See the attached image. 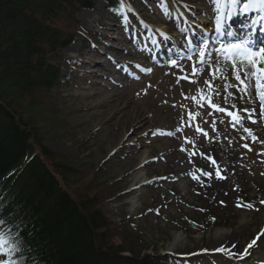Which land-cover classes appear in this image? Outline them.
<instances>
[{"label":"rangeland","instance_id":"1","mask_svg":"<svg viewBox=\"0 0 264 264\" xmlns=\"http://www.w3.org/2000/svg\"><path fill=\"white\" fill-rule=\"evenodd\" d=\"M164 1L170 13L178 10L196 25L206 26L212 20V8L204 0ZM160 5L158 0L131 4L132 13L125 24L120 22L124 36L84 50L83 55L86 42L75 34L74 44L47 62L58 65L66 81L50 91H39L32 105L23 106V112L40 132L42 144L51 150L50 163L73 169L61 175L63 187L76 200L95 201L92 209L105 214L116 243L122 242L136 254H196L185 258V264H213L207 262L218 259V264H237L220 258L221 248L246 264L245 250L250 249L251 258L264 264V235H260L264 232V139L248 118L251 100L246 90L237 86L233 68L218 59L202 68L188 62L181 69L158 66L155 71L153 63L135 58L133 45L125 39L133 35L134 28L141 30V22H149L153 30L166 31L169 23L164 22H172L161 19ZM115 20L113 15L106 16L104 4L95 0L92 11L79 10L73 21L86 30L85 39L91 42L99 33L106 36L101 26L116 27ZM168 28L167 33L172 34L174 26ZM147 65L153 69L150 75L137 80L131 77ZM126 66L131 74L123 72ZM214 68L222 71L213 74ZM104 91L114 97L112 91L122 92L129 101H124L129 115L146 108L149 116L142 118L143 122L128 123L122 132L120 125H114L112 131L120 133L110 136L108 128L101 127V114L87 109ZM179 95L185 102L177 103ZM212 104L226 111H217ZM99 109L106 110V105ZM229 111L238 112L242 121L234 122ZM118 112L121 110L117 116ZM245 129H250L251 135ZM200 159L207 162L198 164ZM188 163L193 167L191 175L182 179L179 172ZM209 168L217 169L218 179L227 180L228 191L221 196L204 193L208 188L201 181ZM237 179L261 201L241 195ZM249 213L256 214L257 222L245 230L242 226ZM258 235V247L249 248ZM203 256L211 258L208 261Z\"/></svg>","mask_w":264,"mask_h":264},{"label":"trees","instance_id":"2","mask_svg":"<svg viewBox=\"0 0 264 264\" xmlns=\"http://www.w3.org/2000/svg\"><path fill=\"white\" fill-rule=\"evenodd\" d=\"M102 1L119 12L120 0ZM94 3L0 0V219L23 240L26 264H170L174 256L136 254L116 243L95 201L76 200L63 187L61 175L73 169L50 163L51 150L23 112L39 91L60 85L58 65L47 62L81 29L68 32L60 20Z\"/></svg>","mask_w":264,"mask_h":264},{"label":"bare ground","instance_id":"3","mask_svg":"<svg viewBox=\"0 0 264 264\" xmlns=\"http://www.w3.org/2000/svg\"><path fill=\"white\" fill-rule=\"evenodd\" d=\"M205 2H209L210 5H213L210 2V0H205ZM115 8H116L115 5H111L110 7H106L104 9L106 16L113 15L112 14L113 9H115ZM76 12H78V11H76ZM75 14H74V18H75ZM213 14H214V11H213ZM256 15H257V13H255V12L241 13L238 11L237 14L232 17L233 18L232 26L230 28H228V31H237V29L242 28L243 31L246 32L248 29L247 26L252 24V21L256 17ZM113 16L116 17L115 15H113ZM160 16H161V19L166 18L164 13H161ZM115 21H117L116 25H115L116 27H114L113 25L101 26L103 31L106 33L105 37H104L103 33H99L98 37H96L95 39H91L92 40L91 42H89L86 39H83V40H85L86 43H85L84 49L82 50V52L80 54L83 55L84 50L86 51L87 49H91L92 47H96V48L98 47L99 48L98 44H104L109 40H111V42H116L117 41L116 37H123L125 34L124 29H123V27H121V25H120L121 23L119 22L117 17H116ZM186 21H187V17L184 15L182 17V20L178 19L176 21V24L169 23L168 27L175 25V28L179 30L180 34L177 35V31L174 30V32L171 35H169L167 33L168 35L161 34L159 37L156 36L155 43L158 45V50L161 52V54H166V52L170 49H172L171 53L174 55L189 52V51H192L194 49V47L189 45V43H191V42L197 43L198 41L195 38H197L200 35V32L198 31V29H196V25H192V27L194 28V29L192 28L193 30L191 28H190V30H187V27H185ZM225 22H227V19L225 20ZM60 23H64V27H67V29L71 28V27H77V25H78L77 23H75L73 20H71L69 18L68 19L62 18L60 20ZM258 26H259V29L260 28L263 29L262 32L259 30L256 34L257 46L260 47V46L264 45V24H258ZM62 27H63V25H62ZM168 27H165L166 30H169ZM160 29L165 30L164 28H160ZM181 31H183V32L187 31L190 33H188L185 37L183 34L181 35ZM85 32H86V30L85 31L81 30V31L74 33V35L77 34V37L82 38V37L87 36L85 34ZM114 32L115 33L117 32L115 34L117 36H113L111 38V34ZM132 32L134 34L138 33L135 28L133 29ZM74 35L72 37V40L75 42L76 37H74ZM212 41H213V39H212ZM74 42L69 47L62 48V50L70 48L74 44ZM93 44L96 46H93ZM183 47H187L186 50H184ZM217 47H218V45H215V44H211L209 46V49L207 50L208 54L204 58V62L197 64V66L199 68H200V66L206 65L207 63H209L210 61H212L214 59H219V61L221 62V64L223 66L230 67L229 64L225 65L222 62L220 54L217 53L216 51H214ZM201 48H202V46H199V49H198L196 56L194 58L200 57L199 53L201 51ZM58 54H59V51L56 53V55H58ZM170 66H171L170 62L167 61L165 63V67L167 69H169ZM238 66L241 67V72H240L241 79L244 80L245 85H247L246 97L249 100H251V109H252L251 120L255 121V123H253L254 124V130H255L257 135L262 136V139H264V127L262 125V121L260 118V108L262 107V104L257 103L254 100V98L258 95V91H256L254 89V86H253L254 78L251 75L246 78L244 75V69H247L249 71V66H247V65H238ZM57 73H58V79L61 80L58 83L66 81L67 76L65 74L61 75L59 70ZM245 85L240 84V81L237 82V86L241 89H244ZM112 92H113V94L116 93L115 94L116 97H114L108 91L98 93L99 95H97V96L95 95L96 97L94 98V103H92L90 105V107L87 109H89L91 111L94 110L93 111L94 114H96V113L101 114V116H100L101 120H102V124H101L102 126L101 127L106 126L108 128V134L112 137H115V136L119 135L120 132H122V130L126 127V125L128 123H130V124L135 123L136 120H141L145 116H149V115H148V111L146 108H143V109H140L139 111H137L135 116L129 115L126 112V106L128 104L127 103L124 104V101L129 102L128 99L120 91H112ZM92 96H94V93L92 94ZM230 99H231V97L229 98V101H230ZM233 99L234 98H232V101H233ZM182 102H185V101L179 95V97L177 98V103L180 104ZM158 103L160 105H162V103L160 101ZM163 103H164L163 105H167V103H165V102H163ZM105 105H106V110L102 111L99 109V107H101V106L103 107ZM120 110H121V112L120 113L118 112L119 116H117V111H120ZM135 110H137V108ZM158 115H159V113H158ZM151 117H153V114L151 115ZM108 120H110V122H108ZM141 122H143V119L141 120ZM169 123H172V121ZM138 124H136V126H138ZM114 125H120L121 126L120 132H113L112 131ZM139 127H141V126H139ZM125 142L128 144L129 139H127ZM168 156H169V154H167V157ZM206 162H207L206 159L198 160V164H201V165H204ZM183 169L184 170L179 172V174H180V176L184 175L181 177H182V179H185L186 177H189L191 175V173L189 171H192L193 167H192L191 163H188V164H186V166ZM216 171L217 170H213L211 168L207 169V172L211 173V175H208L206 178H203L201 181L204 184V188L205 187L208 188L207 191H204V193L207 195L212 194V195H220L221 196L222 193H224V191H228V185L226 183L227 180L225 181L224 179L223 180L218 179L217 175L215 174ZM8 180H9V177H5V181H8ZM235 183L237 184V186H239L241 188V191H240L241 195H246V196H248L247 199H250L253 201H255L254 199L261 201V198L258 195H253V193L251 192V189L247 188L248 185L244 184L242 182V179L240 181L237 179ZM209 184H211L210 190H209V186H210ZM230 191H231V189H230ZM255 215H256L255 213H249V216L245 217V222L242 226L245 230H249L251 227H253L256 224L257 218L255 217ZM248 217H251V218H248Z\"/></svg>","mask_w":264,"mask_h":264},{"label":"snow or ice","instance_id":"4","mask_svg":"<svg viewBox=\"0 0 264 264\" xmlns=\"http://www.w3.org/2000/svg\"><path fill=\"white\" fill-rule=\"evenodd\" d=\"M210 2L213 4L214 10V31L218 34L216 39L218 47L214 51L220 54L222 62L225 65L230 64L232 66L235 80L240 81V84L242 85H245V81L241 79V67L238 65H247L252 69L251 73H249L247 69H244V75L246 78L250 75L255 77L257 81L256 87L258 89V95L262 104V115H264V83H262L264 82V67H261V65H264V47H259L258 49L254 48L255 33L252 30L256 25L264 24V0H210ZM238 11L241 13H257L256 17L252 21V24L247 26L248 31H246L243 35H240L236 31H228L225 24V20H230L237 14ZM224 36H230L232 37V40L225 42L223 39ZM209 46V41H205L203 43L199 53L201 62H204V58L208 54L207 50L209 49ZM172 64L175 66L176 61L173 60ZM221 71L222 69L220 68H214L213 74ZM185 79H187V77H185ZM246 88L247 85H245V88L241 90L244 91ZM204 99L211 104L210 99L207 97H204ZM211 106L216 108L217 111H226L225 109L219 108L217 105L212 104ZM244 111L247 112L248 110L245 109ZM228 115L232 117L234 122L238 123L242 121V117L239 116L238 112L233 113L229 111ZM251 117L252 113L249 112L248 118L250 120ZM252 122L255 123L254 120H252ZM245 131L249 132L251 135L250 129H245ZM252 138L253 141L256 140L255 136ZM245 147H247V145H245ZM213 163H215L214 160ZM205 175H211V173H205ZM261 203H264V201ZM239 206L243 205L241 204ZM248 207L252 209L253 205L248 204ZM5 223L6 222L4 220L0 219V264H26L22 255L23 240L18 234H13L10 230H5L3 228ZM260 235H264V232ZM259 238L260 236L258 235L256 239L250 242L248 247L251 248L255 245ZM219 251L224 252L229 256L233 255V253L224 248L219 249ZM245 255H247V250H245Z\"/></svg>","mask_w":264,"mask_h":264}]
</instances>
